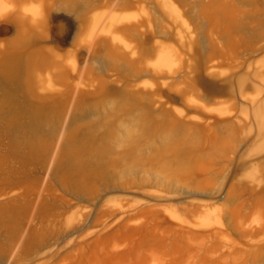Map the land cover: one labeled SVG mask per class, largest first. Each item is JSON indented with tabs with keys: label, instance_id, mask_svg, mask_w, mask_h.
Instances as JSON below:
<instances>
[{
	"label": "rangeland",
	"instance_id": "obj_1",
	"mask_svg": "<svg viewBox=\"0 0 264 264\" xmlns=\"http://www.w3.org/2000/svg\"><path fill=\"white\" fill-rule=\"evenodd\" d=\"M0 8V264H264V0Z\"/></svg>",
	"mask_w": 264,
	"mask_h": 264
},
{
	"label": "clouds",
	"instance_id": "obj_2",
	"mask_svg": "<svg viewBox=\"0 0 264 264\" xmlns=\"http://www.w3.org/2000/svg\"><path fill=\"white\" fill-rule=\"evenodd\" d=\"M24 14H27V13H24ZM3 15H4L3 9H2V8H0V19H2V18H3Z\"/></svg>",
	"mask_w": 264,
	"mask_h": 264
},
{
	"label": "bare ground",
	"instance_id": "obj_3",
	"mask_svg": "<svg viewBox=\"0 0 264 264\" xmlns=\"http://www.w3.org/2000/svg\"><path fill=\"white\" fill-rule=\"evenodd\" d=\"M29 74H30V76H32V75H31L32 73H31L30 71H29ZM32 81H33V78H32ZM32 81H31V82H32ZM250 125H251V124H250Z\"/></svg>",
	"mask_w": 264,
	"mask_h": 264
}]
</instances>
